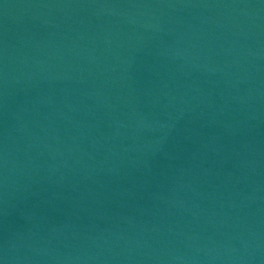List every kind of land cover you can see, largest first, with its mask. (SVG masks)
<instances>
[{
    "label": "water",
    "instance_id": "obj_1",
    "mask_svg": "<svg viewBox=\"0 0 264 264\" xmlns=\"http://www.w3.org/2000/svg\"><path fill=\"white\" fill-rule=\"evenodd\" d=\"M0 264H264V0H0Z\"/></svg>",
    "mask_w": 264,
    "mask_h": 264
}]
</instances>
